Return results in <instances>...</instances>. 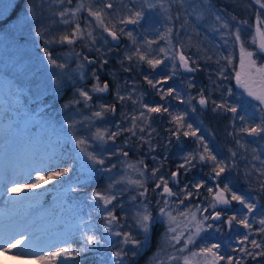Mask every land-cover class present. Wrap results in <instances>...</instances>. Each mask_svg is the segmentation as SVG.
Returning <instances> with one entry per match:
<instances>
[{"label":"trees","instance_id":"trees-1","mask_svg":"<svg viewBox=\"0 0 264 264\" xmlns=\"http://www.w3.org/2000/svg\"><path fill=\"white\" fill-rule=\"evenodd\" d=\"M25 1L27 0H20V2L15 4L14 11L11 13V15L0 23V30L1 25H7V23L10 24L14 21L16 22L19 19H17V17L20 16L19 13L22 12L20 11L21 5L24 4ZM128 1L131 0H127L126 3H128ZM261 2L264 3V0H261ZM108 3L112 4L111 9L104 7V5ZM98 4H100V2H98ZM131 5L134 6V9L132 7L126 8L125 5L122 6V10H124L123 17L119 18L118 24H115L111 21L110 17L115 15L117 3L114 1L103 2L104 12L102 15L106 24L103 28H101V30H103L105 27H110L116 30L120 35H123V42L120 47H116L115 45H112L109 40L103 39V44H97L102 49V51H100V49L97 51L94 50L93 53L88 52V49L83 51L84 54L92 53V56L96 59V63L94 65L91 66L88 64V66L92 67L94 72L98 75H100L102 72L105 73L104 75L102 74L98 77L99 83L103 82L105 79L104 76H106V79L112 88V93L115 94L117 91H119L120 95L123 94L124 98L129 95L133 88L131 90L124 88L125 85L122 84L120 78V75L123 74L124 70H126L125 63H122L124 62V59H120L121 46H128L130 42H138V46H144V44L149 46V42H154L151 43L152 47L150 49L155 51V48L158 47V50L155 52L157 53L158 59L162 60L164 59V53H160L159 49H167L168 47V29L166 24L163 23L162 20L156 22V19L154 24H151L147 21V17L149 15L142 12V17H144L142 24L136 25L137 30H135L130 42L127 41L125 37L126 34L124 32L125 30H129L130 27L128 25L129 23L126 21L129 18H135L134 13L139 11L138 6L141 4L132 3ZM199 7L200 9L205 7L204 9L206 11H210V8L212 10L214 9L216 14L221 17V20L216 21L215 29L210 28L209 25L213 15L207 18H201L200 15H196L194 13V11L191 9V5L188 4L187 6L183 7L182 11H180V13H183L178 16V20L175 23L176 28L179 30L178 44L184 48V51L187 53L191 62L195 61V63L192 64L195 67L200 68V74H203V78H207L208 84H214L215 88L210 89L208 87V91L205 92V95L209 98V103L212 104L211 101L213 100L219 103L223 95L228 104H236L234 75L237 64H229L227 59H225L228 57L231 58L230 52L225 46H238V42L234 41L233 35L236 33L237 29H239V34L243 44L248 46H257L259 40L257 28L259 27L261 29V33L264 32V9H262L260 5L255 2V0H209L205 6L199 4ZM95 11L100 12V9H95L94 12ZM86 15L87 14H82L81 24L86 21ZM89 18H91L93 22L95 21L94 17L91 15H89L87 18L88 21ZM225 21L228 23L227 29L223 28V22ZM121 29H123V31H121ZM101 30L99 29L100 34L102 33ZM73 31V27H68V31L65 33V35H70ZM193 39L198 40V44L195 43ZM81 40L83 41V39ZM104 40H106L107 43H105ZM225 40L228 41L227 44H225ZM95 41L99 42L98 40ZM148 50L149 49L141 51L145 54H148ZM54 52H61V50L60 48H56L54 49ZM221 68L224 69V75L227 77L226 79L218 75V72ZM167 71H170L168 75H172L173 69ZM134 73L136 75V72ZM157 74H159L157 79V81H159L163 76V70ZM174 76H176L177 81L180 82L183 78H188L190 75L178 70L175 71ZM213 76L217 77V79H214ZM131 80L132 79L127 81L129 83L126 82L125 84L133 83ZM117 82L118 85L120 84V86H117ZM178 82L174 83V86L169 88L175 89V92L180 93L182 90H180V84L178 85ZM156 86H158L159 92L155 91V95L158 96V98L151 102H147L146 105L149 107H155L158 105L165 106L161 101V96H166L164 93L166 92L167 88L165 84H156ZM81 87L84 90H89V88L92 87V84L90 81H87L86 83L82 84ZM193 87H195L194 84ZM199 87L201 91V89L204 88V85L202 84ZM210 87H212V85ZM228 88L232 89L231 96L227 94L226 90ZM175 92L172 95H176ZM11 98H13V107H6L0 110V140L10 141L8 148L9 153L21 154L27 157V161L33 167V170L30 172V180H35L37 173L47 178L49 172L62 171L65 168L69 169L66 176L58 177L57 180L50 181L42 188L31 189L30 191L29 189H26L25 192H23L25 189L21 188L23 189L21 192L13 193V195L20 200H25L27 197L25 195L26 193H28V195L31 194V198L35 197V194L42 196L41 198H37V201L46 202V205L39 207V210H44L45 208L51 209L50 212L45 214L46 217L38 220L39 226L45 228H55L57 225H61L59 222H66V218H62V214L70 213L68 211L69 203L70 207L75 210V213L79 216V218H82L77 222V224H70L73 229L67 236V241H69L72 247L76 249H80L83 244L79 234V227L77 226L82 225L81 221H84L85 226L87 223H89V216H91L92 226L96 229L95 234L100 236L102 239L107 237L106 244L104 246L90 248L88 251L81 252L79 256L69 258L82 261V264H114L112 253L117 249L120 250L119 239L114 237L111 238V236L107 235L104 229L105 213L103 211H98L93 200L90 199L92 193L94 192H108V185L112 184V179L108 177L111 172L108 173L107 169L103 168V166L96 168H92V166H90L91 168H86L84 164H81L79 156L76 155L79 148L78 146L80 145H77L73 139L75 136H80V134L68 126V107H65V105L71 104L72 101L77 100L76 96L73 95V89L66 88L63 92H59L57 89L49 94H45L41 98H33L30 94L21 93L19 88H12ZM94 99L95 102L93 103H96L98 97L94 96ZM70 108H78L85 111L86 106L83 102H81L78 105L71 104ZM89 108L91 109L92 106ZM169 112L173 115L179 114L180 111L178 104H175L174 109L170 110ZM238 112L240 115L245 116V114L242 112V108L238 109ZM59 117L62 118V121L66 125L58 122ZM169 118L170 121H172L170 115ZM235 120L239 121L238 119ZM43 125L46 127L44 131L42 130ZM242 127L243 126L239 125V127H236V130L239 131V129ZM114 130L115 128L113 131ZM242 137L244 146H247V143L250 141H248L244 136ZM146 144L148 146H146L147 149L152 148V146L147 142ZM160 149V145H157L153 147L152 150L156 151ZM44 161H48L46 167L43 169H38L40 163ZM203 181L204 184L202 187H200L201 192L203 190L205 192V190H208V188H212L214 191V184H211V182L207 180ZM241 181V185L239 184L237 186H231L230 188L232 191L236 192L237 195H242L247 200L246 193L242 191V188L246 187V185H244L246 181L244 179H241ZM34 182L35 181L32 183ZM185 182L186 185H188L187 192H192L193 195L191 197L185 198L184 194L183 198L192 205L193 201H196L195 198L198 195L196 194V190L192 185L194 182L192 180L186 179ZM69 187L75 189V191L67 192L66 195L61 196V189H68ZM150 190H152V186L150 187ZM159 191L156 189L154 193L158 198L161 197L158 194ZM212 193L213 192H211L210 195L204 193V195H202L203 197L201 196L205 204L203 208H207L209 200L212 199ZM84 194L86 195L84 196ZM23 196H25V198H22ZM148 196H151V193H149ZM121 197L124 199V196H120L119 199ZM228 197L230 199V194ZM33 200L35 201L36 199ZM49 201L50 203H48ZM71 202H73L75 205L72 206ZM131 204V201L126 202V205ZM35 205L36 204L30 205L26 203L23 204L22 207L30 208L35 207ZM260 206L261 204L258 206L259 210ZM109 210H111V208H109ZM222 212L228 216L236 214L238 218H242L246 210L243 209V206L240 202L232 201L230 206L224 209ZM257 213L258 211L255 210V213L249 216V221H254H248V223L251 225V229H245L243 225H236L235 223L233 224V227L237 228L238 231L232 232L230 234L231 236L228 243H224V245L221 244V255H231L234 257V259L236 257H241L242 264H260L259 258L256 257V259H252L251 257H245L243 253L238 251V249L233 251L232 248L229 247V244L235 247V238H242L246 232L250 233V240L256 239L257 242L262 241L260 237L264 236V233L258 231L261 228V225L255 220L257 219ZM259 213L261 214V218H264V207L259 211ZM164 223L165 222L163 221L161 225H164ZM163 227H165V225ZM206 241L207 242L204 244V246L210 245L212 243H221V241L214 238H206ZM151 244V247L143 254L137 257L133 255L129 264H148L150 262L148 260L149 257H152L157 250L164 248L165 245L163 235L162 233H159L158 230H154ZM63 246L66 245L63 243ZM247 247L251 248L252 246L247 244ZM221 264H224V262H221ZM262 264H264V261Z\"/></svg>","mask_w":264,"mask_h":264},{"label":"rangeland","instance_id":"rangeland-1","mask_svg":"<svg viewBox=\"0 0 264 264\" xmlns=\"http://www.w3.org/2000/svg\"><path fill=\"white\" fill-rule=\"evenodd\" d=\"M17 1L20 2V0H0V13H2V15H0V20L10 14ZM104 1H114L117 3L115 15L110 17L111 21L115 24H118L119 18L123 17L124 10H122V6L125 5L126 8L132 7L134 9V6L131 5L132 3L141 4L138 6V10L139 12L149 15L147 17V21L151 24H154L155 19L156 22L162 20L163 23L166 24V27L168 29L167 45L168 52L170 53H177L179 38V30L176 28L175 24L178 20L179 14H176L175 11L180 12L183 10V7L189 4L191 5V9L194 11V13L196 15H200L201 18H207L213 15V17L211 18V23L209 25L210 28L213 29H215V21H217L215 17L218 16L214 9L212 10L210 8V11H206L204 9L205 7L200 9L199 4L205 6L209 0H131L128 1V3H126L127 0H100V4H98L96 0H36V10L35 12H32L31 15H26L22 11V9L25 7V4H22L20 10L22 12L19 13L20 16L17 17V19H19H16V24L13 26L14 32L11 33L7 38H5L4 30L0 32V38L2 39V42L0 40V110L6 107H13V98H11L12 88H19V91L21 93L30 94L33 98H41L45 94H49L57 89L59 90V92H63L66 88H71L73 89V95L76 96V99H80L81 102H83L82 98L78 96L77 90L83 89L81 85L86 83L87 81L94 82L93 85L96 84V78L100 75H97V73L94 72V69L88 66V59L90 57L87 54H82V52L83 50H85V48L89 50L88 52H94V47H98L97 44H99V42L100 44H103V38L106 39L103 30V37L102 34L99 36V29L103 28L106 24L105 19V24L101 26L96 21L95 17L94 22L91 18H89L88 21L87 18L89 17L90 12H94L95 9H100L101 16L103 19L104 17L102 14L104 12ZM26 4L29 9H31V7L33 6V4L31 3L29 4V0H27ZM81 4H83V7H80ZM149 5H152V7H149ZM61 12L66 13V15L61 16ZM82 14H87V17L85 16L86 21L82 25H80V22L82 20ZM143 18L144 17H142V19L137 24H128L130 29L125 30L124 32L126 34L125 36L128 42H130L132 38V35L130 37L128 33L133 34L135 30H137L136 25L142 24ZM77 24L80 25V29L84 33H92L91 39H89L87 36L83 38V46H79L81 44V39L79 38L76 39L73 44H68L67 42L61 43V45H63L61 47H56L53 46V43H48V38L55 41H59L62 35L67 32L68 27L74 26L73 28L75 30ZM11 25L7 26V28ZM27 27H30V29L28 30ZM169 29H171V31H169ZM42 34L46 35L47 37L42 36ZM95 40H98L99 42ZM193 41L198 44V40L193 39ZM138 45V42H134L130 47L129 52L133 56H135V58H132L131 60L128 59L129 61H131V63H128V65L142 67L144 61H140L138 59V56L136 55V48H145L147 44H144V46ZM149 46H151V44H149ZM54 47L60 48V54H56V52H54V49H56ZM45 48H47L48 51L51 52L52 57L57 60L58 64L64 65L63 68L55 67L48 62V59L44 53ZM157 50L158 47L155 48V51ZM166 61L172 62L170 58L166 59ZM94 62L96 63V61ZM240 70L241 69L239 55L238 67L236 71ZM102 83H100L101 86H103ZM241 89L243 90L242 87ZM89 93L92 96V100L90 104L86 107L85 111L80 110L78 108L73 109L70 108V106L68 107V126L72 125L71 128L74 131L79 132L80 134V136L74 137V142L80 137L90 136L89 130H91L92 133H94L97 129L111 132V124L109 122L111 118H108L107 121H105V114L102 118H96L92 120L91 123L85 122V120H88L92 113L100 110L98 105L99 103L97 102V100L93 109H89L91 103L95 102L94 96L103 95V93L99 92ZM147 98L148 97H146V94H143V97L140 99V101H144ZM190 105L192 107L194 103L192 102ZM148 113V111L145 112L143 118L141 117L137 119L131 116V118L129 117L130 119H127L128 123H131V127L140 128V130L137 131V134H143V131H141V129L144 125V121L146 120L147 116H149V118L151 119V116ZM113 114H115V112ZM193 114H196L197 117H201V114H198L196 110L195 112H193ZM111 121L114 122L116 125L122 123L116 121L115 117H112ZM58 122L66 125L60 117L58 118ZM45 128L46 127L43 125L42 130L44 131ZM128 139L129 136L123 138L121 141H118L116 145L114 144L115 146H112L113 144L110 145L111 142H108L109 139H106L103 143L100 141L89 139L86 150L89 152H93L97 155L103 154L102 156H104L105 158L110 157L116 149L117 153L120 154L126 152L129 153V150H125L130 149L132 147V144L128 141ZM217 145L224 152H226L225 145H221L220 142L217 143ZM6 146V143L0 145V158L2 153L6 151ZM78 147L79 148L76 155L79 156L81 164H84L86 168H89L90 166H92V168L100 166L98 164L94 165L93 162L87 158L85 153L80 150L81 146ZM236 147L238 148V145ZM134 149L135 151H137L135 147ZM251 152H254V148L251 150ZM24 161L25 158L23 156H15L9 162H6L3 165L4 173L7 177L3 182L0 181V245H4L5 247H7L5 241L11 240V242L14 243L16 239H20L23 244V247L18 246L20 252L41 253L42 250H52L58 246H63L64 241L68 240L67 236L73 229L70 224H77V222L80 221L82 218H79V216L75 213V210H73L70 207V204L68 203V211L70 213L62 214V218H66V222H59V224L61 225H57L54 229L38 227L39 223L31 226V224L35 222L34 218L37 217L35 216L32 219L31 215L28 212L23 213L21 217L18 215L12 219V217L15 215V212L24 209L22 207L23 204H44L42 201H37V198H41L42 196L35 194V197L31 198L32 195H28V193L25 194L27 196L26 198L25 196L22 197L25 198V200H20L18 203V198L14 197L13 192L10 190L13 187H19L24 188L25 190L23 192H25L27 189L25 185L35 181L34 179L30 180V168ZM47 162L44 161L40 163L41 165L39 166V169L44 168ZM207 164H211V162H208ZM130 165L132 167H129ZM148 166L149 165H142L139 161L136 160H129L127 164L122 165L118 170L114 172L113 175H111L113 181H120V183L114 185L112 192L108 191L106 193L101 191V193L103 194L117 195V199L113 201V205L109 206V208L112 209V207L114 206L115 215L119 219L121 227H114L113 232L122 231L132 233V231L137 230L139 233L135 232V235L132 234V237L140 241H144L145 237L143 233L137 229L135 223H132V219L135 212L137 211L136 206L139 204L140 200L143 199L138 196V192L142 191V189L138 188L137 185L128 183L127 181L142 180L144 181L145 185L148 176L150 175L148 173ZM140 173H143V176H141ZM233 175L234 173L231 174V176ZM247 175L249 179L252 178L249 170H247ZM231 179L232 178H229V180ZM121 192L124 195H119V193ZM85 195L86 194H84V196ZM120 196H124V199H122V197L119 199ZM132 197H137V201L130 206H126V202L132 200ZM33 199L36 200L34 201ZM167 199L169 202V208L170 210H172L173 215L176 217L177 224L182 229L184 226V221L181 220L179 213H185L186 215H188L191 212H196V206L186 207L184 210H180V204H176L170 201V197H167ZM173 203L176 204V206L172 207ZM71 205L74 206L75 204L71 202ZM149 207L151 210L150 204ZM217 207H224V205H217ZM118 208L120 209V211H118ZM50 211L51 209L49 208L46 210V213ZM200 214V212H197L198 217L200 216ZM18 217H20L19 222L15 225L14 221ZM162 218L165 220L166 223V229L164 233V237L166 240L164 243L165 246L164 248H161L156 251L152 257H149L148 260L150 262L148 264H169V256L181 257V260L178 261V264H182V256H190V252L200 251V249L196 247L197 241L203 235L204 232L201 233L200 237L196 238L194 244L189 245V250H186L183 254H181L176 249L182 247V244L175 245L173 247L168 243V241L170 240V234L168 236L165 235L168 230V221L166 217L162 216ZM30 219L32 221H28ZM24 221H26L27 224ZM80 227H84V225H80ZM151 232L149 234L147 242L143 243L140 247L137 248L136 246L131 244L123 246L124 251L127 253L126 256L121 258L124 261V264H129L131 262V255H133V251L136 252L135 255H139L150 246ZM46 233H49L50 235L46 238L41 239V237H43ZM112 237L119 239V241L121 239L120 237L116 236H111V238ZM115 251H118V249ZM212 259L214 258L211 256V254H204L201 257H191L192 264H206V261H211ZM74 262L75 264H82V261L73 260L69 257L67 258V264H74ZM0 264H44V262L38 259L36 255H20L19 252H17L16 250L5 251L3 248H0Z\"/></svg>","mask_w":264,"mask_h":264},{"label":"snow or ice","instance_id":"snow-or-ice-1","mask_svg":"<svg viewBox=\"0 0 264 264\" xmlns=\"http://www.w3.org/2000/svg\"><path fill=\"white\" fill-rule=\"evenodd\" d=\"M96 2H100V0H96ZM257 4L260 5L262 9H264V3L261 2V0H255ZM80 7H83V4L80 5ZM104 7L111 9L112 4L108 3L104 5ZM149 7H152V5H149ZM22 11L26 15H31V10L27 7V4H25V7L22 9ZM2 15V13H0ZM61 16L66 15V13L61 12ZM90 15L95 17L97 22L103 26L104 20L102 19L101 12L95 11L90 12ZM135 19L129 18L126 22L131 24H137L142 19V13L137 11L134 13ZM215 19L217 21L221 20L220 16H216ZM67 23V21H66ZM223 28H228V23L225 21L223 22ZM104 31L108 33V35L111 36L113 40H118L119 37L115 31L109 30L107 27L104 28ZM123 31V29H121ZM171 31V29H169ZM257 31H260L259 27ZM39 34V33H38ZM128 35L131 37V33H128ZM234 35V41L240 43V71L235 72V80L237 85L242 87L244 91L247 93L248 97L254 98L258 102L259 106V112L261 115L257 117L259 119V123H252L250 126H245L239 129L240 132H245L248 135H261L264 134V89H262L259 93L256 91H253L249 86V79L254 74H259L261 78H264V65L257 66L256 60L253 59L254 55H257L258 53H264V39L261 40L258 48V53H254L252 51H247L244 47L243 42L241 41V37L239 34V29H237L236 33ZM262 36H264V32L261 33ZM85 36H87L89 39L92 38V33H84L80 29V25H76V29L70 34V35H64L60 38L59 42L64 43L67 42L68 44H73L76 39H83ZM55 39V38H54ZM227 40H225V44H227ZM154 42H149V44ZM160 53H164L165 59L170 58L172 60V75L175 74V70L177 67H182L184 69H187L188 71H195L196 69L190 67L188 58L183 54V51H180L178 54L176 52H168L165 48L159 49ZM45 56L48 59V62L55 66L63 68V64H58L57 60L52 57L51 52L48 51L47 48L44 49ZM154 53L151 52V49L149 48L148 54H145L144 52H141L140 48H136V55L138 56V59L140 61H145L148 65H150L153 69L156 68L157 65H161L164 61L162 59H153L149 58L150 55ZM177 55H178V61L177 64ZM127 59L131 60L132 57L128 56ZM227 59L228 63L231 64L232 60L230 57L225 58ZM91 62V61H89ZM106 62V61H105ZM194 64L195 61H192ZM219 63V62H218ZM218 75L221 77L227 78L224 75V69H220L218 72ZM171 75H166L161 78V80L156 81V84H161L162 81H167L168 79H171ZM146 80H148L147 77H145ZM97 82L93 85V87L89 90L84 89H78L77 94L80 98H82L85 106L87 107L91 100L92 96L89 94V92L92 93H103L108 90V84L105 82L103 86L99 83V78H96ZM148 83L152 85L154 88L156 87V84H153L152 80H148ZM227 94L229 96L232 95V89L228 88ZM175 92V89L168 88L164 95L171 96ZM204 89H201V94L199 96V99L196 101V103L201 106V108L207 107L209 103V98L203 95ZM178 99H181L182 103L185 104H191L192 100L194 99L189 95V98L187 100H183L178 92H175ZM117 98L120 100H123L124 97L119 96V93H117ZM163 99V96H162ZM81 100L77 99L71 102V104H80ZM214 108L213 110H219L224 109L228 112H231L233 114L234 119H238L242 125H248L249 119H246L244 115H240L238 112V109L242 108V103L240 104H228L227 101L224 99L223 95L221 97V101L217 103L215 100L211 101ZM71 104L65 105V107L71 106ZM144 108L148 109L149 113H160L163 111L164 113H168L171 116V120L175 125V130L172 132V135L176 137V139L179 141L181 136L183 137H196L198 145L200 148H202V151H197L194 154H189L188 156L184 157V163L180 165V168H184L185 171L189 170L192 167L196 166V163H208L211 162L213 164L212 173H210V178L213 181H217L221 174L225 172V167L220 166L222 161H218L217 155L213 154L212 150L209 147V144L204 140L203 135L197 136V133L200 131L199 127L193 128L192 123H186V116L187 113H179L176 115H173L169 112V108L163 105H158L155 107H149L148 105H144ZM98 111H95L92 113V115L88 118V122L91 123L92 120L96 118H102L103 115L106 112H115V105H100ZM193 112H195L196 108L193 106L191 108ZM141 117L143 118L144 113L141 112ZM135 119V118H133ZM75 123V122H74ZM69 127H72V125H69ZM143 131V129H141ZM118 132H107L102 131L100 129H97L94 133H91L88 137H80L79 139L75 140V143L77 145L81 146V151L85 153L87 158L93 162L94 165L98 164L100 166H103L105 163L104 158L102 156L97 155L93 152L87 151V143L89 139L105 142L106 139H115L116 135H118ZM133 134H135L133 132ZM123 155H127V153H123ZM233 156L235 153L232 154ZM187 166V167H186ZM115 167L114 165L112 166ZM129 167H132L131 165ZM103 170V169H102ZM69 169L65 168L62 171H52L49 172L47 178L37 173L35 176V182L25 185V187L29 190L31 189H37L42 188L44 185H47L50 181L57 180L58 177L66 176L68 174ZM107 171H111V169H107ZM158 169H153V177L156 176V172ZM141 176H143V173H140ZM178 171L172 172L171 179L173 182L178 184ZM123 179V178H122ZM130 184L137 185L138 188L142 189V191L138 192V196L143 198L140 200L139 204L136 206L137 211L135 212L133 216L134 223L138 230H140L144 237V241H140L137 239H134L132 237V234L130 232H122V231H116L113 232V228H120V222L117 216L115 215V208L112 207L111 210H109V206L113 205V201L117 199L116 194H103L101 192H94L92 193L90 199L93 200L94 205L96 206L98 211H103L105 213L104 216V229L107 235L109 236H116L120 237V250L115 251L112 253V257L114 258V264H124V261L121 259L122 257L126 256L127 253L124 251L123 246L127 244H131L136 246L137 248L140 247L143 243L147 242V239L149 237V234L151 232L152 225L156 222V218L153 216L152 211L149 207V201L147 200V188L144 186V181L142 180H128L127 181ZM120 183V181H113L112 184L108 185V191L112 192L113 187L115 184ZM204 184V181H200L193 185L194 189H199ZM188 185H185L184 189L181 190V192L185 193V198L191 197L193 195L192 192H187ZM156 189H160V192L158 193L163 200H157L156 204L159 206L161 203H163V207H159V213L161 216L166 217L168 221V230L166 232V236L170 234V240L168 243L171 246L175 245H181L182 247L176 249L179 253L183 254L186 250H189V245H192L195 243V240L197 237H200L202 232L207 231L208 229H212L214 227V224H223L226 225L229 230L232 229L233 224L236 225H243L245 229H251V225L248 223L249 216L253 214L254 209H256L257 205L255 203H249L246 198L242 195H237L236 192L232 191V189L229 187L228 184L224 185L223 189L219 188V185L217 184V191L215 192V195L212 197L213 203L210 205L212 209H215L217 205H229L232 201H238L240 202L244 208L246 209V212L243 214L242 218H238L236 214H232L230 216H227L226 219H222L220 212H215V215H200L197 216V212L204 213L207 212V208H201L200 205L196 206V212H191L190 214L186 215L185 213H179L180 218L182 221H184V226L181 229L179 225L177 224L176 217L173 215L172 210L169 208V202L167 197L175 196L177 194L172 192V189L168 186V180L164 176L159 177V182L156 183L155 191ZM13 193H19L23 189L19 187H13L10 189ZM75 189L69 187L68 189H61L60 195L64 196L67 194V192H74ZM208 192H213L212 188H208ZM225 193L230 194V199L228 195ZM123 193H119V195H122ZM133 201L137 200V197L131 198ZM102 201V204H101ZM178 204L182 205L184 203V200H178ZM122 207V206H121ZM91 216H89V223H87L84 227H80L79 225V231H80V237L83 241V244L80 249L73 248L71 243L67 240L64 241V244L66 246H58L52 250H42L41 253H28V252H20V249L18 246L23 247L22 241L20 239H16L15 242H11V240L5 241L4 245H0V248H3L5 251L9 250H16L19 252L20 255H36L38 259L42 260L44 264H67V258L68 257H76L81 254V252L88 251L90 248H94L96 246H104L107 241V237L101 238L100 236H97L96 229L92 226L91 223ZM211 221V222H210ZM261 228L258 230L261 233H264V218H261L259 221ZM81 224L84 225V221H81ZM175 225V226H174ZM216 231H222V229L217 225L215 228ZM226 243V242H225ZM247 244H250L252 247L248 248ZM229 247L232 248L233 251H236L238 249L239 252L243 253L245 257H251L252 259H256V257H262L264 258V240L261 242H257L256 239L250 240V233H245L243 237H236L235 238V247H233L231 244H229ZM221 249V243H212L210 245H205L200 249L199 252H190V256H182V264H192L191 257H201L204 254H211V256L214 258L211 261H206V264H221V262H224V264H242V258L236 257L234 259L233 256L228 255H221L220 254ZM259 249V251H257ZM133 255L136 254L135 251L132 253ZM181 260V257L178 256H169L168 262L169 264H178V261ZM75 264V262H74Z\"/></svg>","mask_w":264,"mask_h":264},{"label":"flooded vegetation","instance_id":"flooded-vegetation-1","mask_svg":"<svg viewBox=\"0 0 264 264\" xmlns=\"http://www.w3.org/2000/svg\"><path fill=\"white\" fill-rule=\"evenodd\" d=\"M245 49L247 51H252L254 53H258V48L259 46H244ZM234 48L236 50H238V54L240 53V46H234ZM257 55H264V53H258ZM254 55L253 59L256 60ZM264 61V59H263ZM257 66L263 65L261 63V60H256ZM214 79H217V77L213 76ZM201 80H204L205 82H207L206 79H204L203 77H199L195 83L196 86L194 87V94H193V102L196 108V112L198 114H200L201 108L200 106L196 103V101L199 99L200 93L198 92L199 90V82ZM235 80V79H234ZM208 85V84H207ZM206 86V85H205ZM249 86L253 91L256 92H260L262 89H264V78H261V76L259 74H254L250 79H249ZM209 88H215V86H212ZM235 90H236V94L238 95V99H236V104H240L242 103V112L245 114L246 119H249V124L245 125V126H250L252 123H259V119L257 117H259V115H261V113L259 112V106H258V102L252 98V97H248L247 93L244 91V89L242 90L241 87L239 85H237L236 80H235ZM244 97V98H243ZM183 100L184 97H182ZM180 103V107H185L186 104L181 102V99L179 100ZM188 108L191 109L190 104H187ZM214 107H210L209 111H210V118L215 120L216 119V110H213ZM226 116L223 119V122L221 123V126L223 128H225L226 133L230 136L232 134V132L228 129H232L234 132L235 128L233 126V114L232 113H225ZM240 123V121H239ZM240 125H242L240 123ZM244 126V125H243ZM244 126V127H245ZM163 127V125H162ZM197 127H200L199 122H197ZM242 135L251 143L255 144L256 147V162L255 165H253L251 168L253 169V173L257 174V186L255 188H249V187H245L242 188V191L245 192L246 194L251 193V194H257L259 197V200L261 202V204L264 205V134L261 135H248L245 132H242ZM175 142V144H177V146L179 147L180 151L185 150L186 148V142L183 139V143L180 144V141L176 142L175 138L173 140ZM253 147V146H252ZM254 148V147H253ZM255 156H253V159H247L246 160V166L248 168L249 165H252V163L254 162ZM200 166V165H199ZM203 168L202 167H198L197 169L195 168V171L193 172L194 177L198 179V182H200V180L207 178V173L204 174L203 173ZM213 181V180H210ZM214 184H216V181H213ZM247 186V185H246ZM197 191H200L199 189H196ZM263 205L260 206V210L263 209Z\"/></svg>","mask_w":264,"mask_h":264},{"label":"water","instance_id":"water-1","mask_svg":"<svg viewBox=\"0 0 264 264\" xmlns=\"http://www.w3.org/2000/svg\"><path fill=\"white\" fill-rule=\"evenodd\" d=\"M112 31V30H111ZM106 34L108 35V33L106 32ZM118 35V34H117ZM110 38H111V36L110 35H108ZM118 37H119V39L118 40H113L112 38V42L115 44V45H118V44H120L121 43V38H120V36L118 35ZM181 51V50H180ZM179 51V52H180ZM184 54V53H183ZM185 55V54H184ZM186 56V55H185ZM187 57V56H186ZM188 62H189V60H188Z\"/></svg>","mask_w":264,"mask_h":264}]
</instances>
